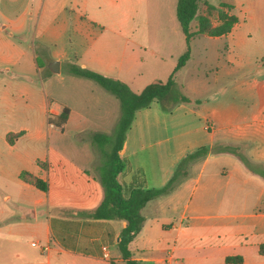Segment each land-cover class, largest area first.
<instances>
[{
	"label": "crops",
	"instance_id": "obj_1",
	"mask_svg": "<svg viewBox=\"0 0 264 264\" xmlns=\"http://www.w3.org/2000/svg\"><path fill=\"white\" fill-rule=\"evenodd\" d=\"M136 3L0 0V264L124 260L118 243L127 220L82 213L104 195L99 167L112 137L106 142L96 132L113 131L118 98L73 68L121 79L140 92L165 81L159 73L169 53L170 76L187 48L167 37L157 44L136 38L134 23H117V12L132 13ZM259 6L245 8L259 16ZM238 19L223 34H196L175 75L194 61L198 75L207 76L209 97L195 88L182 92L191 101H176L175 84L136 110L127 130L118 176L125 195L164 187L185 157L209 148L168 193L142 207L143 227L128 245L138 264H225L231 254L264 264V39L247 41ZM258 26L264 31V22ZM54 59L59 72L50 68ZM64 107L69 117L59 128L49 117ZM217 144L236 146L256 170L233 152L214 151ZM23 171L44 179L47 190L24 180Z\"/></svg>",
	"mask_w": 264,
	"mask_h": 264
},
{
	"label": "trees",
	"instance_id": "obj_2",
	"mask_svg": "<svg viewBox=\"0 0 264 264\" xmlns=\"http://www.w3.org/2000/svg\"><path fill=\"white\" fill-rule=\"evenodd\" d=\"M201 1L202 0L177 1V19L185 34L187 49L179 57L167 80L152 81L140 92H135L121 79L108 77L100 72L87 68H73L75 73L96 80L103 87L114 93L120 100L121 115L111 134L96 132V134H102L103 140L106 142H110V135L112 137L108 158L106 162L99 167V177L104 188L103 198L93 209L82 211L84 215L95 218H118L127 220V226L123 229L118 243L124 260L121 262L112 261V264H138L136 259L130 258V249L128 245L143 227L145 217L141 212L142 207L149 200L168 193L179 182L180 175L184 176L186 174V168L189 163L196 157L207 153L209 150V148H201L185 157L179 165V170H177L173 178L164 187L156 189L133 188L129 195H125L124 186L118 178L119 173L125 165L120 152L123 148L127 130L134 119L136 110L149 105L155 98L165 97L173 90L176 84L175 75L190 58V43L196 34L208 33L211 35H220L230 30L234 23L238 21V17L235 14L223 13L221 16L222 23L213 27L208 21L207 16H199L197 14ZM195 17H197L199 21L198 27L196 30H192L191 21ZM176 95V101H191V99L182 92H178ZM69 112V107H64L59 114H51L49 121L53 122L55 126L63 128L68 120ZM213 150L216 152H233L237 154L248 167L256 170V166L244 153L239 151L236 146L217 144L213 147ZM21 177L38 188L47 190L48 184L41 177L27 171H23ZM259 252L264 254V242L259 245ZM225 264H244V257L241 254L228 255L225 258Z\"/></svg>",
	"mask_w": 264,
	"mask_h": 264
},
{
	"label": "rangeland",
	"instance_id": "obj_3",
	"mask_svg": "<svg viewBox=\"0 0 264 264\" xmlns=\"http://www.w3.org/2000/svg\"><path fill=\"white\" fill-rule=\"evenodd\" d=\"M251 2H259L261 4V6H259V16L255 11H248L245 8L248 3ZM137 3V7H135L132 13L121 12L119 10L117 12V23H134L137 27V30L135 31L137 33L136 38H147L157 44L158 41L167 37L175 40L176 46L184 45V49L187 48L183 32L176 17L175 4L177 3V0H144V5H141L140 0H137ZM223 13L235 14L237 17L241 18L242 23L240 24V27L246 30L245 39L247 41L257 45L264 39V31L258 26L264 22V0H202L197 12L199 16H207L208 21L213 27L222 23L221 16ZM198 22L197 17L191 21L192 30L195 29L196 26L198 27ZM255 53L256 52L254 51L252 55ZM168 55L169 53H166L165 59L167 60L162 64L163 72L159 73L160 77L164 80H167L168 77L165 75L164 69H167L170 66L169 64H171ZM196 68L195 62L192 61L184 71L178 72L177 77L175 78L177 86L174 93H185V91L191 92L196 88L205 91L203 97H209L211 93L208 91L209 83L206 82L208 80L206 78L207 76L202 77L198 75L199 73L197 72L199 71L196 70ZM183 83H187L186 89ZM120 115L121 110L119 100L117 99V122ZM84 133H86V131ZM2 196V191H0V199H2Z\"/></svg>",
	"mask_w": 264,
	"mask_h": 264
},
{
	"label": "water",
	"instance_id": "obj_4",
	"mask_svg": "<svg viewBox=\"0 0 264 264\" xmlns=\"http://www.w3.org/2000/svg\"><path fill=\"white\" fill-rule=\"evenodd\" d=\"M59 65H60V61L58 59H54L50 63V68L53 72H59L60 70Z\"/></svg>",
	"mask_w": 264,
	"mask_h": 264
},
{
	"label": "built area",
	"instance_id": "obj_5",
	"mask_svg": "<svg viewBox=\"0 0 264 264\" xmlns=\"http://www.w3.org/2000/svg\"><path fill=\"white\" fill-rule=\"evenodd\" d=\"M33 244H36L35 242H33ZM45 248V247H44ZM106 256H109L107 253L105 254Z\"/></svg>",
	"mask_w": 264,
	"mask_h": 264
}]
</instances>
